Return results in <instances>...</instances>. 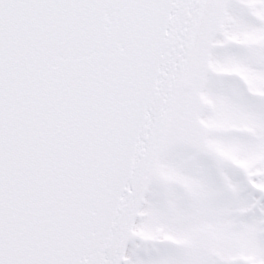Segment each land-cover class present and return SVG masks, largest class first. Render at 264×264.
<instances>
[{
    "label": "snow or ice",
    "instance_id": "6c2138e0",
    "mask_svg": "<svg viewBox=\"0 0 264 264\" xmlns=\"http://www.w3.org/2000/svg\"><path fill=\"white\" fill-rule=\"evenodd\" d=\"M0 264H264V0H0Z\"/></svg>",
    "mask_w": 264,
    "mask_h": 264
}]
</instances>
